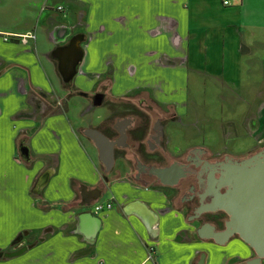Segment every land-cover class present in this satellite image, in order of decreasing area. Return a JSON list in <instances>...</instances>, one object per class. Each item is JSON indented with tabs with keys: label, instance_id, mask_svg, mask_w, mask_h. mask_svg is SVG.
<instances>
[{
	"label": "crops",
	"instance_id": "crops-1",
	"mask_svg": "<svg viewBox=\"0 0 264 264\" xmlns=\"http://www.w3.org/2000/svg\"><path fill=\"white\" fill-rule=\"evenodd\" d=\"M40 5L22 25H0V255H12L0 264H194L201 251L204 264H242L251 256L244 243L199 238L169 186L125 177L121 157L102 168L63 98L58 106L47 98L59 93L50 52L82 32L79 91L149 97L177 121L196 123L227 103L221 122L264 129V0ZM28 31L34 38L21 41ZM97 188V199L82 205V192Z\"/></svg>",
	"mask_w": 264,
	"mask_h": 264
},
{
	"label": "flooded vegetation",
	"instance_id": "flooded-vegetation-1",
	"mask_svg": "<svg viewBox=\"0 0 264 264\" xmlns=\"http://www.w3.org/2000/svg\"><path fill=\"white\" fill-rule=\"evenodd\" d=\"M96 94L102 95L101 104L108 97L103 90L87 92L85 96H89L93 104ZM123 99L127 101L120 111L125 113L115 118L111 125L109 120L112 112L117 110L115 107L117 104L119 105V102L109 98L107 103L110 107V114L107 118L99 125H88L87 127H95L109 139L116 141L114 154L115 158H122L123 166L126 169L125 177L142 185L159 184V178L150 172L151 167L168 166L174 161L183 164L186 177L180 179L177 184L169 186L174 191L173 196L176 202L186 209L188 216L193 214L198 206L202 205L203 210L192 220L197 221L199 225L210 223L215 230L223 229L229 218V213L219 208L218 205L216 207L214 205L216 198H222L221 194L226 191L228 185L219 184L217 180L220 176L219 170L225 171L222 164L227 163L228 158L231 161L241 160L261 150L264 145L243 155L220 151L212 152L201 145L194 146L187 151L174 153L167 148L168 139L165 135V123L174 122L176 118L173 115L166 117L170 114L168 108L149 97L141 96L134 97V99L125 97ZM109 126L111 127L109 128ZM147 130H149L148 133H146ZM232 238L239 237L234 233L225 244L220 246H225ZM206 240L219 245L212 239ZM244 245L253 255V250L245 243Z\"/></svg>",
	"mask_w": 264,
	"mask_h": 264
},
{
	"label": "water",
	"instance_id": "water-1",
	"mask_svg": "<svg viewBox=\"0 0 264 264\" xmlns=\"http://www.w3.org/2000/svg\"><path fill=\"white\" fill-rule=\"evenodd\" d=\"M85 34L76 32L64 43L57 44L50 52V57L56 63V69L66 86H70L78 71L82 58ZM86 95L85 91H78ZM102 102V95L96 94L94 105ZM123 132V130H121ZM83 134L90 138L97 148L98 159L106 171L112 169L115 161L114 144L116 141L109 139L102 131L95 127H85ZM225 171L219 170V184L228 185L222 193V198L215 200V207L224 209L229 213L225 227L215 230L210 223H202L196 227V235L201 239H212L215 243L225 244L229 237L236 233L238 237L250 247L254 254L244 259L242 264H263L264 259V147L256 153L241 160L222 164ZM150 172L157 176L163 185L172 186L186 177L183 164L176 161L168 166L151 167ZM45 172L37 181V186H42L46 180ZM99 188L91 197L82 192V205H90L100 195ZM198 206L194 213L189 215L190 219L196 218L203 210ZM205 254L200 253L194 264H204Z\"/></svg>",
	"mask_w": 264,
	"mask_h": 264
},
{
	"label": "rangeland",
	"instance_id": "rangeland-1",
	"mask_svg": "<svg viewBox=\"0 0 264 264\" xmlns=\"http://www.w3.org/2000/svg\"><path fill=\"white\" fill-rule=\"evenodd\" d=\"M42 0H0V25L17 24L22 25L25 23L31 15L35 14L40 9ZM59 75V74H58ZM58 76L59 93L47 97L50 103L54 105L58 104V100L61 101L63 98L64 105L67 106L69 114L72 116L74 123L80 126L79 133L86 141L88 137L82 133V129L88 125H99L103 120L110 114V107L107 103L108 97L105 101L99 105H93L91 98L79 94L78 88L75 87L74 83L80 78L79 73L74 76L70 86H66L62 82L61 77ZM119 102V105L113 111L112 116L109 120L110 125L115 121V118L122 116L125 112L120 111L124 108L127 100L123 98L115 99ZM58 106V105H57ZM226 112L221 113L219 111H209L203 113L202 118L198 123L193 122V117L182 116L179 121H171L165 123V135L167 136V148L172 152L187 151L194 146H205L210 151H220L222 153L227 152L236 155H243L251 153L255 149H259L264 145V129L261 123H229L226 121L221 122L219 116H226L230 109L226 103ZM172 115L171 113L166 117ZM165 117V118H166ZM206 118H211L205 120ZM176 118V117H174ZM193 119V120H192ZM221 122V123H220ZM111 126H109L110 128ZM149 130L146 131L148 133ZM90 143V142H89ZM91 144V143H90ZM92 149H96L91 144ZM95 147V148H94ZM97 152V149H96ZM95 156L96 153L94 152ZM118 156V155H117ZM118 159L115 166L121 163ZM103 168V165H101ZM224 246V245H223ZM206 253V251H201ZM10 255L2 252L0 258L7 259Z\"/></svg>",
	"mask_w": 264,
	"mask_h": 264
},
{
	"label": "built area",
	"instance_id": "built-area-1",
	"mask_svg": "<svg viewBox=\"0 0 264 264\" xmlns=\"http://www.w3.org/2000/svg\"><path fill=\"white\" fill-rule=\"evenodd\" d=\"M226 2H227V0H224V3H226ZM60 8H61V6H58V7H57V9H60ZM34 36H35V35H34L33 32L28 31L27 33L20 34V35H19V38H20L21 41H26L28 38H34ZM4 38L7 39V35H6ZM58 104H62V102L58 100ZM104 205H105L106 207H110V206L112 205V202H111V201H107L105 204L97 203V204L95 205V209H100V208H102ZM154 251H155V249H154V246H153V245H151V246L148 247V255H149V256H152Z\"/></svg>",
	"mask_w": 264,
	"mask_h": 264
},
{
	"label": "trees",
	"instance_id": "trees-1",
	"mask_svg": "<svg viewBox=\"0 0 264 264\" xmlns=\"http://www.w3.org/2000/svg\"><path fill=\"white\" fill-rule=\"evenodd\" d=\"M78 92V91H77Z\"/></svg>",
	"mask_w": 264,
	"mask_h": 264
}]
</instances>
